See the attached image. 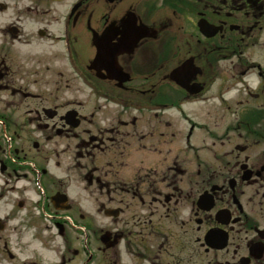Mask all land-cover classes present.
Listing matches in <instances>:
<instances>
[{
  "label": "flooded vegetation",
  "instance_id": "flooded-vegetation-1",
  "mask_svg": "<svg viewBox=\"0 0 264 264\" xmlns=\"http://www.w3.org/2000/svg\"><path fill=\"white\" fill-rule=\"evenodd\" d=\"M0 257L264 264V0H0Z\"/></svg>",
  "mask_w": 264,
  "mask_h": 264
},
{
  "label": "rangeland",
  "instance_id": "rangeland-1",
  "mask_svg": "<svg viewBox=\"0 0 264 264\" xmlns=\"http://www.w3.org/2000/svg\"><path fill=\"white\" fill-rule=\"evenodd\" d=\"M80 94H82V93H80ZM195 104L196 103L189 104V105H187V108L190 109V110H192V109H194ZM86 202L89 203V200H87Z\"/></svg>",
  "mask_w": 264,
  "mask_h": 264
}]
</instances>
